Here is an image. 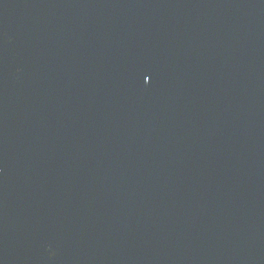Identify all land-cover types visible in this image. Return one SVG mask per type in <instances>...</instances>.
Returning <instances> with one entry per match:
<instances>
[{"label":"water","instance_id":"95a60500","mask_svg":"<svg viewBox=\"0 0 264 264\" xmlns=\"http://www.w3.org/2000/svg\"><path fill=\"white\" fill-rule=\"evenodd\" d=\"M0 264H264V0H0Z\"/></svg>","mask_w":264,"mask_h":264}]
</instances>
